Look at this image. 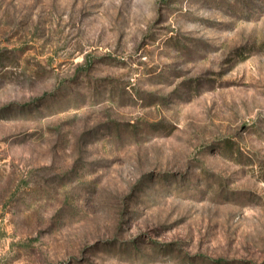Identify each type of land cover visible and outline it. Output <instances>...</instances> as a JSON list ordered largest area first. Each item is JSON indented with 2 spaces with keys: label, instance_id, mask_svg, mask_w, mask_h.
Instances as JSON below:
<instances>
[{
  "label": "rangeland",
  "instance_id": "1",
  "mask_svg": "<svg viewBox=\"0 0 264 264\" xmlns=\"http://www.w3.org/2000/svg\"><path fill=\"white\" fill-rule=\"evenodd\" d=\"M0 264H264V0H0Z\"/></svg>",
  "mask_w": 264,
  "mask_h": 264
}]
</instances>
